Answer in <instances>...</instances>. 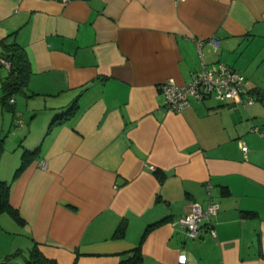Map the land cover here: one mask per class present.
Wrapping results in <instances>:
<instances>
[{
    "label": "crops",
    "instance_id": "1",
    "mask_svg": "<svg viewBox=\"0 0 264 264\" xmlns=\"http://www.w3.org/2000/svg\"><path fill=\"white\" fill-rule=\"evenodd\" d=\"M12 32L30 68L13 111L41 135L10 189L27 249L119 264L141 242V264H264V0H0V41ZM217 62L244 75L252 104L166 107L160 83ZM7 160L10 181L20 155ZM192 201L219 206L193 238L172 224Z\"/></svg>",
    "mask_w": 264,
    "mask_h": 264
},
{
    "label": "built area",
    "instance_id": "2",
    "mask_svg": "<svg viewBox=\"0 0 264 264\" xmlns=\"http://www.w3.org/2000/svg\"><path fill=\"white\" fill-rule=\"evenodd\" d=\"M198 46L203 41L196 40ZM208 43L217 46L219 41L213 38L207 40ZM0 62L8 66V62L0 58ZM162 93L164 103L170 110L180 111L188 107L192 101H203L205 99H214L226 104L249 105L255 101V98L249 94L244 85V75L233 67L217 62L216 65L203 67L194 73L187 83L178 84L172 78L167 79L158 85ZM13 102V99H10ZM23 120L18 118L15 126L22 127ZM240 148L247 150V146L240 142ZM39 165L45 166V161L40 160ZM219 206L214 201H209L203 208L197 201H192L189 210L179 216L172 224L183 227L190 237H196L201 228L202 222L208 218V215L215 213ZM214 234V231L211 230Z\"/></svg>",
    "mask_w": 264,
    "mask_h": 264
},
{
    "label": "trees",
    "instance_id": "3",
    "mask_svg": "<svg viewBox=\"0 0 264 264\" xmlns=\"http://www.w3.org/2000/svg\"><path fill=\"white\" fill-rule=\"evenodd\" d=\"M0 47V58L8 62V72L2 78L0 85V90L3 94L2 101L11 105L13 102H10V99L12 98L14 101V94L16 92H22L23 88L26 86L28 76L30 75V68L22 46L19 45L14 38V32L7 34L3 39H1ZM75 107L76 101L74 100L65 112L57 114L52 118L49 126L66 118L68 114L72 113V109ZM39 150V146H36L33 150L23 149L20 154V163L14 170L11 180L6 181L0 179V214H8L16 223L20 225L24 224L25 221L20 215L19 210L10 202L11 181L15 180L28 166V164L33 161L35 157H37ZM154 171H156V169H154ZM156 173L160 175V178L162 177V174L159 171H156ZM245 214L252 215L253 213L245 212ZM163 220H165V218L147 225L142 238L151 228ZM123 231L124 225L120 224L116 229L115 236H119L123 233ZM140 244L141 242L135 247L124 251L125 255L120 258L119 264H141L143 255L140 249ZM20 251V249L17 250L18 253H20ZM24 264H56V262L55 260L46 257L39 249L38 244L33 242L27 250V256L24 257Z\"/></svg>",
    "mask_w": 264,
    "mask_h": 264
},
{
    "label": "rangeland",
    "instance_id": "4",
    "mask_svg": "<svg viewBox=\"0 0 264 264\" xmlns=\"http://www.w3.org/2000/svg\"><path fill=\"white\" fill-rule=\"evenodd\" d=\"M2 70L1 74H4ZM2 92L0 90V150L2 152L0 156V179L4 180V172L8 167L7 157L20 155L23 149L33 150L40 138V131L37 125L33 126L32 130L28 132L29 122L35 115L29 111H13V105H8L7 102L2 101ZM17 104H23L25 96L19 92L14 94ZM41 115H37L34 119V124L40 122ZM20 118L23 120V127L15 126L16 120ZM14 156V155H13ZM8 178V177H7ZM0 264H24V257L27 256V247L22 244L21 233L19 226L16 228L14 220L6 213L0 214ZM1 217H6L4 220ZM9 223H12L14 227H11ZM5 235V238L1 235ZM20 249V253L17 250Z\"/></svg>",
    "mask_w": 264,
    "mask_h": 264
},
{
    "label": "snow or ice",
    "instance_id": "5",
    "mask_svg": "<svg viewBox=\"0 0 264 264\" xmlns=\"http://www.w3.org/2000/svg\"><path fill=\"white\" fill-rule=\"evenodd\" d=\"M183 259V258H182Z\"/></svg>",
    "mask_w": 264,
    "mask_h": 264
}]
</instances>
